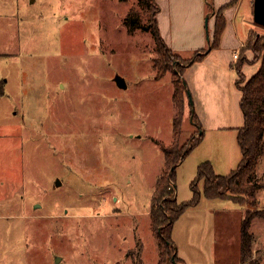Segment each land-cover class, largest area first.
Listing matches in <instances>:
<instances>
[{"label": "rangeland", "instance_id": "obj_1", "mask_svg": "<svg viewBox=\"0 0 264 264\" xmlns=\"http://www.w3.org/2000/svg\"><path fill=\"white\" fill-rule=\"evenodd\" d=\"M131 8L146 19L138 0H0V73L10 91L0 99V264H157L149 212L177 108L171 72L155 77L152 34L127 32ZM242 27L264 35L253 17L240 35ZM246 43L237 60L261 65ZM193 125L182 117L179 145L196 136ZM222 135L227 142L201 148L239 154L236 134ZM197 146L175 169L178 202L192 197L195 163L208 155ZM256 179L261 186L235 195L238 203L202 197L174 221L186 264H264V152ZM241 215L252 216L251 238L235 256ZM226 217L219 257L190 263L180 254L174 232L194 250L189 240L209 245L213 221Z\"/></svg>", "mask_w": 264, "mask_h": 264}, {"label": "trees", "instance_id": "obj_2", "mask_svg": "<svg viewBox=\"0 0 264 264\" xmlns=\"http://www.w3.org/2000/svg\"><path fill=\"white\" fill-rule=\"evenodd\" d=\"M138 4L145 11L146 19L141 15V11L131 8L124 18V24L129 34L137 30L149 31L152 34L156 53L153 59L155 77L161 78L167 72H171L172 100L177 108L172 120L173 141L167 145H161L166 168L156 180L149 212L152 229L158 237L157 264H164L167 258L176 264H186L178 256L177 248L172 240V225L179 215L188 207L196 205L202 197L231 199L238 203L239 199L235 200V195L250 193L261 186L256 179V167L264 152V35L253 39L251 30H249L246 39L249 48L262 53V64L255 73L249 78H244L242 66L246 60L245 56H241L239 60L237 57L232 65L237 74L235 85L241 91L239 104L244 118V123L237 129L236 134L241 152L239 162L228 173L219 174L209 160L201 161L197 165L195 177L190 182L192 197L189 200L178 202L174 179L175 169L203 137L202 126L195 112L191 110L190 115L196 127V136L192 137L188 146L179 145L177 142L180 122L188 99V89L183 77L184 70L193 62L201 60L209 49L219 46L225 19L221 13H217L213 38L209 47L197 50L191 57L184 58L170 49L160 34L156 20L157 1L138 0ZM241 82H244L243 85L240 84ZM188 102L192 108L189 99ZM200 183H202V189H199L198 184ZM251 218V215L244 217L240 227V244L243 249L247 248L250 242L251 234L248 228Z\"/></svg>", "mask_w": 264, "mask_h": 264}, {"label": "crops", "instance_id": "obj_3", "mask_svg": "<svg viewBox=\"0 0 264 264\" xmlns=\"http://www.w3.org/2000/svg\"><path fill=\"white\" fill-rule=\"evenodd\" d=\"M156 1L158 3L156 20L160 34L168 47L184 58L191 57L197 50L209 47L213 38L216 15L221 13L224 16L225 25L220 36L219 46L209 49L201 60L188 65L184 70L183 77L188 91L191 92L190 96L193 97L192 108L187 99L184 115H190L191 110L195 112L203 129V139L197 147H200L202 152L209 150L208 155L197 159L199 161H196L195 165H198L201 160H209L217 173L226 174L236 167L241 158V152L239 154L230 150L225 152L224 146L210 150L208 145L203 149L201 143L223 142L222 140L227 142V137L222 133L230 131L235 135L237 129L244 123L239 104L241 91L235 85L237 74L232 65L236 60L233 57L234 52L243 46L251 28L244 29L242 27L244 33L239 34V26H246V21L253 17V0ZM206 19L208 20V35L205 32ZM188 50L189 55L186 56L184 51ZM259 68L260 65L257 62H246L242 66V72L249 78ZM7 84L8 77L0 73V99L10 94V91L6 88ZM13 112L16 114V111ZM193 127L196 130L194 125ZM208 131L211 136L207 135L206 137L205 132ZM194 151L195 149H192L187 156ZM212 212L215 214L216 210H212ZM224 213L227 215V212ZM242 216L244 215H241V222L244 218ZM228 219L226 217L220 220L219 224L217 219L213 221V234L209 245L202 246L203 243L198 245L190 239L189 243L196 246L194 250L183 243V240L178 238L174 232V240L179 246L180 254L186 257L190 263L192 257L202 256L204 258L205 252L214 254L213 257L215 258L219 257L217 253L220 252L221 248L218 240L220 238V225L225 223L226 227H230V220L228 223ZM226 240H229L228 237H226ZM236 245V249L233 250L235 256L241 252L239 240ZM165 264L173 263L167 260Z\"/></svg>", "mask_w": 264, "mask_h": 264}, {"label": "water", "instance_id": "obj_4", "mask_svg": "<svg viewBox=\"0 0 264 264\" xmlns=\"http://www.w3.org/2000/svg\"><path fill=\"white\" fill-rule=\"evenodd\" d=\"M253 20L259 24L264 26V0H253V10H252ZM207 19L205 20V26L207 29ZM208 35V34H207ZM122 80H119L121 83ZM188 99L191 103V96L189 91L187 90ZM192 104V103H191ZM190 119L192 121V115H190Z\"/></svg>", "mask_w": 264, "mask_h": 264}, {"label": "built area", "instance_id": "obj_5", "mask_svg": "<svg viewBox=\"0 0 264 264\" xmlns=\"http://www.w3.org/2000/svg\"><path fill=\"white\" fill-rule=\"evenodd\" d=\"M237 56H238V51L236 50V51L234 52V54H233V57H234V58H237Z\"/></svg>", "mask_w": 264, "mask_h": 264}]
</instances>
